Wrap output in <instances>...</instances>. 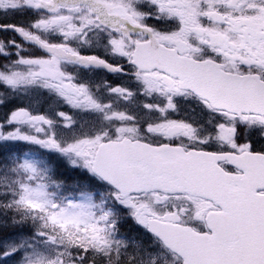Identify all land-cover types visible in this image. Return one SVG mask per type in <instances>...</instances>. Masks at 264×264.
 Returning <instances> with one entry per match:
<instances>
[{
  "label": "snow or ice",
  "instance_id": "snow-or-ice-1",
  "mask_svg": "<svg viewBox=\"0 0 264 264\" xmlns=\"http://www.w3.org/2000/svg\"><path fill=\"white\" fill-rule=\"evenodd\" d=\"M0 13L31 16L0 22L20 38L0 40V85L88 117L76 130L55 107H19L0 124V226L19 229L0 264H264V0H0ZM101 69L129 83L89 78ZM182 105L192 114L170 118ZM8 142L90 183L68 189L51 159Z\"/></svg>",
  "mask_w": 264,
  "mask_h": 264
},
{
  "label": "flooded vegetation",
  "instance_id": "flooded-vegetation-1",
  "mask_svg": "<svg viewBox=\"0 0 264 264\" xmlns=\"http://www.w3.org/2000/svg\"><path fill=\"white\" fill-rule=\"evenodd\" d=\"M15 21H17V20H15ZM26 22L27 21H25V20H23L22 22H20V20H19L15 23L16 24H24ZM148 23L150 25L161 27V25H159L157 23V21H155V20H149ZM8 32H11V31H8ZM15 37H17V36H15ZM9 39H11V37H9ZM25 47H27V45H25ZM88 54H97V55H101V56L104 55L102 50H94L93 52H89ZM108 59H109V62H114L111 57H109ZM121 63H123V62L121 61ZM88 75H89V78L92 79L96 83H99L101 81H107L108 83H111L113 86L119 85V84L129 83L128 77L122 76L121 74L108 73L106 70H102V69L101 70H95V71L89 73ZM191 114H192L191 106L182 105L181 110L178 113L170 114V118L184 119L188 115H191ZM196 117L199 118L198 113L196 114ZM125 223L128 225H135L134 222L131 221L130 219L126 220ZM120 232L124 236H128L130 238H141V239L143 238V230L140 229L139 226H137V225L120 228Z\"/></svg>",
  "mask_w": 264,
  "mask_h": 264
},
{
  "label": "trees",
  "instance_id": "trees-1",
  "mask_svg": "<svg viewBox=\"0 0 264 264\" xmlns=\"http://www.w3.org/2000/svg\"><path fill=\"white\" fill-rule=\"evenodd\" d=\"M56 166V178L64 183L68 189L74 188L77 184L88 185L90 183L87 175L79 170H73L70 166H67L63 161H58L56 155L49 156ZM66 194H69L66 192ZM5 217L0 215V225H3ZM19 233V229L15 228L11 224V220L8 219L7 226H0V244H4L6 241H10L12 237Z\"/></svg>",
  "mask_w": 264,
  "mask_h": 264
},
{
  "label": "rangeland",
  "instance_id": "rangeland-1",
  "mask_svg": "<svg viewBox=\"0 0 264 264\" xmlns=\"http://www.w3.org/2000/svg\"><path fill=\"white\" fill-rule=\"evenodd\" d=\"M25 99H26V102H25V106L24 107L28 108L29 110H31L33 112V114H50L51 109L53 107H55L57 111H64L68 115H71L77 121L76 130H78L79 125L84 122V117H85L84 113H78L77 110L72 109L68 105L61 104L60 106H56L50 100L47 103H45V100L47 99L46 96L41 95V100H39V97H37L36 93L29 92V93H26ZM66 108L68 110H63V109H66ZM3 123L4 122H2L1 124H3ZM7 130H11V128H8ZM8 143H9V146L14 148V149H11V152L14 155L22 154V153H24L27 150L35 151L36 148H37V146L25 144L24 142H8ZM17 144H19L20 146H19L18 149H15ZM24 144L26 145L25 146L26 149H23V145ZM4 155H7V153L4 154Z\"/></svg>",
  "mask_w": 264,
  "mask_h": 264
}]
</instances>
